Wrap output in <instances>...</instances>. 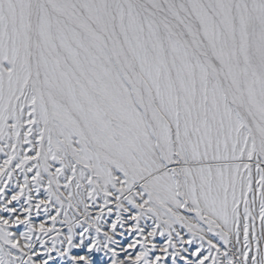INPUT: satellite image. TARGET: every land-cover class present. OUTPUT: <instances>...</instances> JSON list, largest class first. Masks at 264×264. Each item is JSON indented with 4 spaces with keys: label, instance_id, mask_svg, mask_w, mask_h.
Masks as SVG:
<instances>
[{
    "label": "snow or ice",
    "instance_id": "obj_1",
    "mask_svg": "<svg viewBox=\"0 0 264 264\" xmlns=\"http://www.w3.org/2000/svg\"><path fill=\"white\" fill-rule=\"evenodd\" d=\"M0 264H264V0H0Z\"/></svg>",
    "mask_w": 264,
    "mask_h": 264
}]
</instances>
